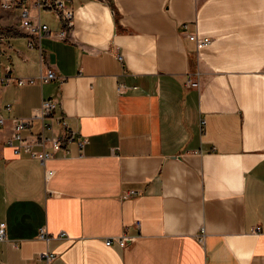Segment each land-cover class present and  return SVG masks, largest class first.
<instances>
[{
    "label": "crops",
    "instance_id": "1",
    "mask_svg": "<svg viewBox=\"0 0 264 264\" xmlns=\"http://www.w3.org/2000/svg\"><path fill=\"white\" fill-rule=\"evenodd\" d=\"M67 2L70 28L24 1L35 48L22 5L0 10V264H264V0ZM49 98L73 141L17 155L13 119Z\"/></svg>",
    "mask_w": 264,
    "mask_h": 264
},
{
    "label": "built area",
    "instance_id": "2",
    "mask_svg": "<svg viewBox=\"0 0 264 264\" xmlns=\"http://www.w3.org/2000/svg\"><path fill=\"white\" fill-rule=\"evenodd\" d=\"M25 0H0V10H11L18 6H21L22 15V27L30 36L31 48L39 46L41 39L45 35H49L50 28L47 24L34 21L30 15V8L24 4ZM37 10H50L61 17L66 23L67 27L73 26V9L68 4L67 0H33ZM185 32L188 37L195 41L198 49L209 45L213 40L210 38H199L197 33L189 31L188 24L184 25ZM61 37L66 35V32L60 33ZM2 36L0 35V39ZM58 78L57 71L54 67L49 66L45 73L40 78H16L13 79L8 73L4 76L1 81L4 84L15 83L18 86H24L26 84H37V83H50ZM188 86L198 88L199 83L192 76L188 79ZM10 106H8V109ZM57 102L51 98L44 99L41 108L31 119H13V134L10 140V145L14 148V152L17 155H22L23 153L29 154L33 158L40 159L42 162H46L55 157L56 153L64 150V147L73 141L74 132L69 128L66 119L63 116H59L56 113ZM34 120H41L42 128L39 134H31L27 137L24 136V132L29 130L33 126ZM5 120L0 117V125H4ZM57 126L62 129L61 133H58ZM82 146L84 142L80 143ZM65 153L68 150L65 149ZM42 238L48 239L49 236L47 232H42ZM8 241L7 238V227L5 224L0 225V253L3 249V245ZM127 239L121 238L120 243L122 246L127 245ZM106 244L111 246L113 240H107ZM42 257L45 258L47 263H51L55 260L56 255L53 253H43Z\"/></svg>",
    "mask_w": 264,
    "mask_h": 264
}]
</instances>
